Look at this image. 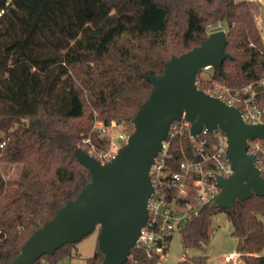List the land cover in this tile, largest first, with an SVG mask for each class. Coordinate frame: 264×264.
Masks as SVG:
<instances>
[{"label": "trees", "instance_id": "16d2710c", "mask_svg": "<svg viewBox=\"0 0 264 264\" xmlns=\"http://www.w3.org/2000/svg\"><path fill=\"white\" fill-rule=\"evenodd\" d=\"M0 10V163L20 165L15 186L0 174V264H9L29 236L89 183L74 151L88 153L81 141L95 120L125 123L132 133V120L152 89L142 75H161L171 57L198 46L218 23L227 26L230 58L213 79L237 89L264 71V42L246 1L0 0ZM206 136L217 140L214 133ZM89 138L99 151L108 147L94 132ZM170 153L167 164L177 171L184 156H193L189 136L175 141ZM219 212L232 226L242 263L264 264V197L255 195L235 200L232 210L203 206L180 231L184 249L209 244V220ZM76 244L33 264L77 257ZM102 260L96 246L86 264ZM187 262L207 264V257L182 264ZM124 264L157 260L137 247Z\"/></svg>", "mask_w": 264, "mask_h": 264}, {"label": "water", "instance_id": "95a60500", "mask_svg": "<svg viewBox=\"0 0 264 264\" xmlns=\"http://www.w3.org/2000/svg\"><path fill=\"white\" fill-rule=\"evenodd\" d=\"M226 44L223 30L211 32L198 46L171 57L161 75L141 76L152 89L132 120L133 131L126 143L105 164L76 148L74 156L89 171V183L29 236L9 264H33L97 229L101 264H124L147 220V202L153 193L150 168L171 124L182 117L189 123L192 137L206 130L220 131L226 138L225 156L232 174L216 177L220 192L207 205L232 210L235 200L264 197V178L254 166V156L246 152L247 141L264 137V124H245L236 108L205 94L195 84L206 67L221 73L222 63L230 58Z\"/></svg>", "mask_w": 264, "mask_h": 264}, {"label": "built area", "instance_id": "2783aa9c", "mask_svg": "<svg viewBox=\"0 0 264 264\" xmlns=\"http://www.w3.org/2000/svg\"><path fill=\"white\" fill-rule=\"evenodd\" d=\"M2 13L3 11L0 10V16ZM220 29L219 25L217 28L210 29L209 33ZM210 69L212 73L202 78L201 72ZM213 71L209 67L202 69L195 81L196 87L197 82L209 83L204 90H200L219 99L225 105L236 108L245 124L263 125L264 71L260 78L237 89L218 83L213 79ZM113 126V123L108 126L98 123L93 125L92 131L99 139L108 140L106 131ZM212 133L217 139L215 143L209 142L206 136L209 132L206 130L192 137L190 125L183 117L179 121H174L150 168L149 177L153 193L147 202L146 223L140 231L134 248L138 247L149 258L156 259L157 264H160L167 254L168 239L171 234L180 232L191 216L196 215L212 197L220 192L216 177L228 178L232 174L225 156L226 138L223 134H217V131ZM187 135L193 143V156L192 158L184 156L178 164V170L173 171L167 164L171 158L170 149L175 141ZM89 136L90 133L82 139L81 145L89 147L88 154L101 164L111 161L127 140L126 136L118 135L116 139L123 145L115 144L112 138L108 140V147L99 151L92 145ZM247 146V154L254 156V166L264 178V137L247 141ZM237 257L236 253L231 252L226 254L223 260L227 264H234Z\"/></svg>", "mask_w": 264, "mask_h": 264}, {"label": "rangeland", "instance_id": "374dc122", "mask_svg": "<svg viewBox=\"0 0 264 264\" xmlns=\"http://www.w3.org/2000/svg\"><path fill=\"white\" fill-rule=\"evenodd\" d=\"M235 2H248L253 20L255 25L260 32L261 38L264 42V0H234ZM220 25V30H223L227 34V26L224 23H218L210 26L207 29V33L210 29L217 28ZM212 73L211 69L208 71L201 72V77H207ZM102 123L99 120H95L94 124ZM113 127L108 128L106 133L108 140H112L115 144L123 145L121 142L118 143L116 138L118 135H124L128 137V126L125 123L116 124L114 121ZM93 128V126H92ZM91 130L88 132L91 134ZM87 133V134H88ZM84 147V146H82ZM80 148V147H78ZM88 148L89 147H85ZM82 149V148H81ZM20 172V165L18 164H3L0 163V174L4 179L6 185L15 186L18 182ZM209 234L210 241L207 246H203L200 249L189 248L184 249L182 245V239L180 232H173L168 243V251L165 260L160 264H182L183 261L188 260L192 257H207V264H227L224 262L223 257L230 253L235 252L236 239L231 236L232 226L228 222L226 215L223 212H219L210 218ZM97 235L98 231L95 230L90 235L83 238L76 244L77 257L70 259V264H86V259L91 257L97 246ZM58 264H61L59 262ZM65 264H68L65 262ZM186 264H192L187 262ZM234 264H239L238 259L234 261Z\"/></svg>", "mask_w": 264, "mask_h": 264}, {"label": "crops", "instance_id": "0c3cea01", "mask_svg": "<svg viewBox=\"0 0 264 264\" xmlns=\"http://www.w3.org/2000/svg\"><path fill=\"white\" fill-rule=\"evenodd\" d=\"M231 253V252H230ZM233 253V252H232ZM235 253V252H234ZM237 254V253H236ZM238 255V254H237ZM70 259L71 258H65V259H63L62 261H61V264H65V262L66 263H68V264H70ZM237 259H238V262H239V264H243L242 263V261L239 259V257H237Z\"/></svg>", "mask_w": 264, "mask_h": 264}]
</instances>
